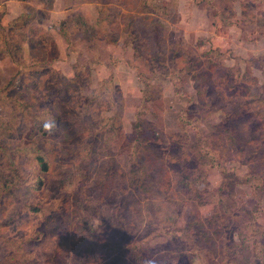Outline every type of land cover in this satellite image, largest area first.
I'll return each mask as SVG.
<instances>
[{"label":"rangeland","instance_id":"1","mask_svg":"<svg viewBox=\"0 0 264 264\" xmlns=\"http://www.w3.org/2000/svg\"><path fill=\"white\" fill-rule=\"evenodd\" d=\"M0 205V264H264V0H0Z\"/></svg>","mask_w":264,"mask_h":264},{"label":"trees","instance_id":"2","mask_svg":"<svg viewBox=\"0 0 264 264\" xmlns=\"http://www.w3.org/2000/svg\"><path fill=\"white\" fill-rule=\"evenodd\" d=\"M29 16L28 15H20V16H18V18H20L21 20L22 19H26V18H28ZM35 41V39H31L30 41H28L29 43L28 44H30L31 46H30V49H31V51L35 48V45H36V41ZM33 42V43H32ZM151 43H153V45H155V47H153L152 45H151ZM151 43H149L146 47H140L139 45H135L134 44V48H137V49H139V48H141V49H144V50H147L148 52L146 53V54H144V57H146V58H148V60L149 61H153V63H155V62H158V63H162V60H160V58L158 57V55L159 54H161V53H159V51L161 50V46L162 45H164L165 44V41L164 42H162V41H158V42H151ZM167 48H168V46H167ZM151 50L153 51V52H151ZM178 53H180V52H178ZM11 55V58H12V60H14L15 62L17 61V62H19V63H22L21 62V60H19L18 58H16L15 56L16 55H13L12 53L10 54ZM180 57H181V55H179ZM153 58H154V60H153ZM23 64V63H22ZM21 73H23L22 71H21ZM177 76L175 75L174 76V81H177V78H176ZM69 81V79H67V78H63V80H62V82H64L65 83V88H63L64 90H66L67 89V82ZM63 84V83H62ZM56 118H59V116H55ZM198 153H200V156H201V150H203V144H201V143H198ZM197 150V149H196ZM36 163L38 164V167H39V169H40V172L42 173V174H47L48 172H49V170H50V164H49V162H48V160H47V158L43 155V154H37L36 155ZM152 163V165L151 166H156L157 167V169L159 168V171L160 170H163L164 169V165H163V163H164V158L161 156V157H157V158H155V160L153 159V161L151 162V159H150V164ZM150 166V167H151ZM155 167V168H156ZM44 182H45V178H44V176H42V175H39L38 177H37V181H36V186H37V190H42V189H45V185H44ZM34 187H35V185H34ZM221 191H223L224 192V190H221ZM199 195V193H197L196 194V196H198ZM1 206V205H0ZM19 207V206H18ZM21 208H23V206L22 207H20V209ZM25 209H24V212L28 215V216H33V215H36V214H39L41 211H43L44 210V207L43 206H41V205H38V204H30V205H28L27 206V208L26 207H24ZM19 211V210H18ZM216 215H214V214H212L211 215V217L212 218H214ZM211 220V218H209V221ZM1 223V222H0ZM205 225H207L206 223H200V224H197V225H193V226H188V228H186V231L189 229V228H191V227H193L194 229H196V231H197V240L198 241H196L197 243V245L199 246V247H203L204 245V247H207L208 248V251L210 252L211 251V249H213L214 248V244H216V243H213V241H214V235H212L211 237H208V234H207V229H206V226ZM36 231V230H35ZM40 230H37L36 231V234H37V236L39 235V232ZM42 232V231H41ZM53 234H56V233H53ZM34 237H32V239H30L29 241H35L34 239H33ZM0 240H2V236H1V234H0ZM36 242V241H35ZM37 244H40V243H37ZM258 244V243H257ZM216 253V252H215ZM215 253L214 254H211V255H208L209 257H208V259H207V261H208V264H218V260L220 261L221 260V258H214V255H215ZM224 256V255H223ZM225 257V256H224ZM231 258H233L232 260L234 261V260H236V254H233L232 256H231ZM230 262L228 261V264H229ZM178 264H180V263H178Z\"/></svg>","mask_w":264,"mask_h":264},{"label":"crops","instance_id":"3","mask_svg":"<svg viewBox=\"0 0 264 264\" xmlns=\"http://www.w3.org/2000/svg\"><path fill=\"white\" fill-rule=\"evenodd\" d=\"M5 1H8V2H12V3H13L14 1H15V2H18L19 0H5ZM22 2H23V1H22ZM22 2H21V3H22ZM90 4H91V3H90ZM25 5H26V4L24 3V6H25ZM7 7H8L7 10H8L9 15H12V11H13V9L15 10V8L13 7V5H10V4H8ZM20 10H22V8H21ZM20 13H21V11H20ZM16 14H17V13H16ZM21 14H23V13H21ZM21 14H20V15H21ZM52 14H53V13H52ZM9 15H7V13H6L4 17L7 18V16H9ZM20 15H18V16H20ZM10 20H11V19H10Z\"/></svg>","mask_w":264,"mask_h":264}]
</instances>
